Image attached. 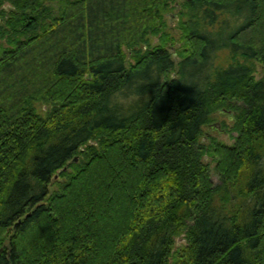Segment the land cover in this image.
Listing matches in <instances>:
<instances>
[{"label":"trees","instance_id":"obj_1","mask_svg":"<svg viewBox=\"0 0 264 264\" xmlns=\"http://www.w3.org/2000/svg\"><path fill=\"white\" fill-rule=\"evenodd\" d=\"M170 1L0 0V264H264V0Z\"/></svg>","mask_w":264,"mask_h":264},{"label":"rangeland","instance_id":"obj_2","mask_svg":"<svg viewBox=\"0 0 264 264\" xmlns=\"http://www.w3.org/2000/svg\"><path fill=\"white\" fill-rule=\"evenodd\" d=\"M182 2L183 0H171L168 9L163 13V20L165 22L164 31L167 32L173 40L172 42L168 41L167 43V49L170 51V53H172V55H174L175 52L180 49L183 43L181 21L184 20L185 17L181 15L183 7H181L180 4ZM49 4L54 5V3L51 2H49ZM0 23L3 22L0 21ZM5 39L6 38H3L2 40L0 39V55L3 47H6L8 45ZM148 39V43L150 44V46H154L158 43L157 38L154 36H149ZM125 52L127 54V62L133 61V59L129 56L130 54L127 51ZM231 60L232 58L228 53L221 52L215 61V65L226 66L231 62ZM250 65L254 69L253 74L255 79L261 78V76L264 74V64L259 62H252ZM34 106L37 113L44 115V111L47 105L45 106L41 102H36L34 103ZM228 109L224 108L221 111H214L211 114L210 122L202 127L204 137L201 139V141L204 145H209L211 138L212 140L214 139V141H218L226 145H231L234 142L237 133L233 130L234 118L232 117L231 111L228 112ZM232 110L233 113L236 112L235 109ZM215 123L219 124V130L212 127V124ZM203 161L209 164L213 184H218L220 180L214 172L215 162L211 157H205ZM183 242L184 241L181 240V238L176 239V246L183 244Z\"/></svg>","mask_w":264,"mask_h":264},{"label":"water","instance_id":"obj_3","mask_svg":"<svg viewBox=\"0 0 264 264\" xmlns=\"http://www.w3.org/2000/svg\"><path fill=\"white\" fill-rule=\"evenodd\" d=\"M212 127H214V128H216V129L219 130V124H218V123L212 124ZM76 159H77V157L74 158V160H76ZM41 204H44V201H41V202L37 203V204L35 205V207H36V206H39V205H41ZM35 207H34V208H35ZM28 214H29V213H28ZM28 214H27V215H28ZM27 215H26V216H27ZM17 223H19V221H17ZM9 244H10V241H9V240H6V242H5V246L9 247ZM2 250H3V247L0 248V252H1Z\"/></svg>","mask_w":264,"mask_h":264}]
</instances>
